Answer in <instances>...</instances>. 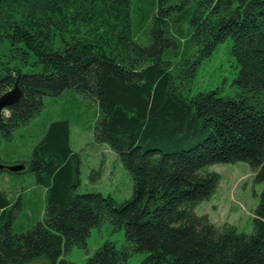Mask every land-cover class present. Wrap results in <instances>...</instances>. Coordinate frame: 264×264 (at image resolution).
Wrapping results in <instances>:
<instances>
[{
	"label": "trees",
	"instance_id": "16d2710c",
	"mask_svg": "<svg viewBox=\"0 0 264 264\" xmlns=\"http://www.w3.org/2000/svg\"><path fill=\"white\" fill-rule=\"evenodd\" d=\"M151 43H137L132 0H0V97L21 98L0 123L12 138L44 109V97L73 90L98 104L95 137L133 179L122 203L74 194L77 166L70 124L51 122L25 171L47 191L44 220L14 231L20 200L0 191V264H75L93 228L124 229L126 245L107 242L86 264H264V189L254 230L214 225L196 206L216 192L209 166L247 163L264 186V0H156ZM233 40L237 97L188 96L201 62ZM168 55L172 60H165ZM41 66L39 73L25 69ZM5 165V166H4Z\"/></svg>",
	"mask_w": 264,
	"mask_h": 264
},
{
	"label": "rangeland",
	"instance_id": "374dc122",
	"mask_svg": "<svg viewBox=\"0 0 264 264\" xmlns=\"http://www.w3.org/2000/svg\"><path fill=\"white\" fill-rule=\"evenodd\" d=\"M156 0H132L133 30L137 43L149 46ZM233 40L220 44L213 55L204 59L198 67L188 96L202 92L219 91L221 97L235 98L239 93L236 80L239 73L236 59L231 54ZM10 50L8 43H0V54ZM165 60H172L166 55ZM42 67L25 69V72L39 73ZM5 112V116H9ZM99 119L98 104L83 98L73 90L60 97H44V109L27 125L16 130L12 138L0 133V162H11L10 166L22 165L23 171L32 157L35 146L40 142L46 127L57 120L70 124V146L77 155L75 165L74 194L101 193L122 203L132 197L133 179L122 165L118 155L107 144L99 143L95 137ZM5 166V165H4ZM0 166V171H1ZM208 171L220 175L215 194L195 208L198 216H207L216 226L231 225L241 233L251 234L254 230L256 211L264 186L258 182L250 166L244 162L216 164ZM0 191L5 192L13 204L20 200V209L15 214L14 231H27L44 220L47 208V191L36 184L31 172L9 174L0 172ZM107 242H114L118 248L126 245L124 229L114 231L113 226L104 224L91 230L87 246L75 248L64 259L75 264H86ZM148 254L134 255L129 263L142 264ZM31 264H51L40 258Z\"/></svg>",
	"mask_w": 264,
	"mask_h": 264
},
{
	"label": "water",
	"instance_id": "95a60500",
	"mask_svg": "<svg viewBox=\"0 0 264 264\" xmlns=\"http://www.w3.org/2000/svg\"><path fill=\"white\" fill-rule=\"evenodd\" d=\"M21 98V91L18 86H16L14 89L9 90L5 94H3L0 97V123L2 122L3 118L5 116V112H9V109L19 101ZM7 116L6 118H8ZM24 166L17 165V166H9L8 170L13 173L21 172L23 171Z\"/></svg>",
	"mask_w": 264,
	"mask_h": 264
},
{
	"label": "crops",
	"instance_id": "0c3cea01",
	"mask_svg": "<svg viewBox=\"0 0 264 264\" xmlns=\"http://www.w3.org/2000/svg\"><path fill=\"white\" fill-rule=\"evenodd\" d=\"M11 165V164H10Z\"/></svg>",
	"mask_w": 264,
	"mask_h": 264
}]
</instances>
